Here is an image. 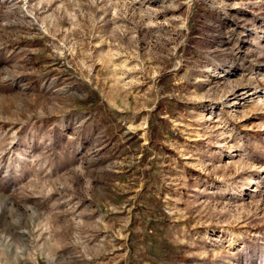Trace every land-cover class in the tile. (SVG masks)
I'll list each match as a JSON object with an SVG mask.
<instances>
[{
	"label": "rangeland",
	"instance_id": "374dc122",
	"mask_svg": "<svg viewBox=\"0 0 264 264\" xmlns=\"http://www.w3.org/2000/svg\"><path fill=\"white\" fill-rule=\"evenodd\" d=\"M0 264H264V0H0Z\"/></svg>",
	"mask_w": 264,
	"mask_h": 264
},
{
	"label": "bare ground",
	"instance_id": "6f19581e",
	"mask_svg": "<svg viewBox=\"0 0 264 264\" xmlns=\"http://www.w3.org/2000/svg\"><path fill=\"white\" fill-rule=\"evenodd\" d=\"M242 88V87H241ZM246 92H241L240 94H239V91H237L234 95H235V98H237V97H239V98H242V97H245L246 96ZM240 96H242V97H240ZM236 103V102H235ZM233 103H229L228 105H232ZM227 105V106H228Z\"/></svg>",
	"mask_w": 264,
	"mask_h": 264
}]
</instances>
